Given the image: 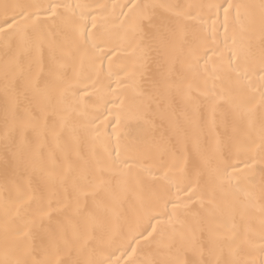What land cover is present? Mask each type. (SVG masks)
Masks as SVG:
<instances>
[{
  "label": "bare ground",
  "instance_id": "bare-ground-1",
  "mask_svg": "<svg viewBox=\"0 0 264 264\" xmlns=\"http://www.w3.org/2000/svg\"><path fill=\"white\" fill-rule=\"evenodd\" d=\"M0 264H264V0H0Z\"/></svg>",
  "mask_w": 264,
  "mask_h": 264
}]
</instances>
